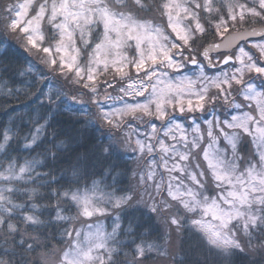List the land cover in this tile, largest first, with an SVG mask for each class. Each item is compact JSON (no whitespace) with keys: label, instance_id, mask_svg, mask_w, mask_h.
I'll return each mask as SVG.
<instances>
[{"label":"snow or ice","instance_id":"6c2138e0","mask_svg":"<svg viewBox=\"0 0 264 264\" xmlns=\"http://www.w3.org/2000/svg\"><path fill=\"white\" fill-rule=\"evenodd\" d=\"M150 258L264 264V0H0V264Z\"/></svg>","mask_w":264,"mask_h":264},{"label":"trees","instance_id":"16d2710c","mask_svg":"<svg viewBox=\"0 0 264 264\" xmlns=\"http://www.w3.org/2000/svg\"><path fill=\"white\" fill-rule=\"evenodd\" d=\"M9 103L15 105L17 102L14 101V100H12V101H9ZM148 239L150 240L151 237H148ZM185 248H186V249L191 248V249H193V252H194V250H195V244H194V242L186 241V242H185ZM193 258H194V255H193ZM148 264H151V258L149 259Z\"/></svg>","mask_w":264,"mask_h":264}]
</instances>
